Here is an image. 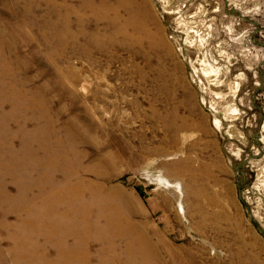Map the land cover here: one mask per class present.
Masks as SVG:
<instances>
[{
	"label": "rangeland",
	"instance_id": "obj_1",
	"mask_svg": "<svg viewBox=\"0 0 264 264\" xmlns=\"http://www.w3.org/2000/svg\"><path fill=\"white\" fill-rule=\"evenodd\" d=\"M83 1L0 0V35L8 40L0 45V79L15 70L28 88L44 86L57 139L67 122L95 128L101 150L92 141L76 148L88 169L108 150V173L79 177L114 188L125 236L111 234L106 211L89 196V218L80 223L81 210L49 192L48 182L39 189L25 148L38 156L49 150L32 137L45 122L0 99V264H125L128 239L151 242L161 264H264V45L257 43H264V0H239V18L222 0L213 10V0H132L136 25L101 48L84 41L109 31L106 22L87 8L78 18L70 12L78 42L49 60L47 21L63 23L57 14ZM118 14L121 24L127 20L123 7ZM55 79L65 81L63 90ZM54 172V181L66 180ZM195 204L199 228L190 214Z\"/></svg>",
	"mask_w": 264,
	"mask_h": 264
},
{
	"label": "bare ground",
	"instance_id": "obj_2",
	"mask_svg": "<svg viewBox=\"0 0 264 264\" xmlns=\"http://www.w3.org/2000/svg\"><path fill=\"white\" fill-rule=\"evenodd\" d=\"M114 1L117 2V4L115 6H113V4H109L106 0H98V2H96V4L94 3L95 2L94 0H84L83 2L80 3L78 8L72 7L70 5L68 7V9L65 10L63 15L57 14V19H60L63 23H61L60 21L59 22L54 21L52 23H49L50 20H48L46 25L49 27L50 32L44 34L43 39H44V44L49 47L48 51H47V57L49 58V60L53 59L55 57L57 58V57H59V55H63L64 54L63 51H65V49H66L65 46L69 40L72 43L78 42L77 33L79 32V29H77V31H75V32H71L69 29L71 26V22H70V18H69L70 12L84 11L86 8L90 9L89 11L92 13L94 21H96V22L97 21H104L109 26V31H107L105 33H101L99 30H96L93 33L88 34L85 37L84 43H89L93 47L101 48L104 44H112L113 42H121L120 35L123 36L126 26L129 24V22L135 21V19L133 18V16L131 15V12L129 10V6L131 7V4H133V1L132 0H114ZM118 7H123L126 10V12L128 13L127 20L124 22L121 20L123 22L122 24L120 23V20H119ZM78 17H79V12L77 14V18ZM133 23H134V25H136V21ZM24 35L25 34L23 33V29L19 28L18 36H24ZM28 39H30V38L28 37ZM7 41L8 40H3L2 35H0V45H6ZM53 42H55V44H53ZM77 49L81 53L84 52V50H85L83 48V46H79V47L75 48V50H77ZM0 50H1V47H0ZM0 60H4L1 53H0ZM50 63L52 65H56V63L54 61H52V62L50 61ZM5 66H8V64ZM210 70H212V69H210ZM208 72H210V71H208ZM2 73H3L2 64L0 63V77L3 75ZM14 73H15V70L13 72L10 71V79H0V99H9L10 100L9 103H11V104L9 107H11L12 112L14 111L17 113H22V112L33 113V114H36V120H35L36 122L38 121V119H40L42 122H45V124H43V126H40L41 130L39 132L33 133L32 137L35 138V141L40 140L41 142L45 143L44 144L45 146L48 145L47 149H49V150H44L43 154L41 156H38L36 153L37 149H35V150L31 149L30 145H29L30 150L28 148H25V150L28 151V152H26L25 156L28 159L33 157L32 159L36 160L35 166H32L31 165L32 163L29 165L31 168H30V171L27 170L28 171L27 173L31 174V175H33L34 172L39 173V177H37V178H39V180H41V181H39V180L36 181V183L40 187H42L39 189L45 190L44 189L45 185L48 182L49 183L48 188L52 187V191H49V192H52L55 194L61 193V197L63 198L64 203L67 206L68 205L75 206V208H77V210H81V213L80 214L78 213L79 214L78 218L74 219L75 222H77V220H79L80 223L81 222L86 223L87 219L89 218L88 209H89V206L91 204L87 203L85 201V198H87V196H89L92 200L94 199L96 202L98 201V204H100L102 209L104 211H106L104 219H106L107 223L109 222V224L113 227V232L111 234H113V236L115 235V238L125 236V232H126L124 230L125 227L123 225H121V223H119L117 217L115 218V213H116L115 210H116L117 206H116V203H115L116 207L113 206V204H114V201L116 202V200L117 201H120V200L117 199L114 188L111 186L102 185V184H100L96 181L90 180V179H88V181H86V179L84 177H79L80 174L81 173L83 174L84 172H90L92 174H95L97 177H105L106 174L108 173L107 169L105 167V165L106 164L109 165L108 163H110V161H111V159H110L111 153L108 150H106V152H97L96 153V155H97L96 159L97 160L92 165V168L90 167L88 169V168L84 167L82 159H81L83 152H81L80 150H78L76 148L77 144H79V141L82 143H87L89 141H92V142H95V144L98 146V150H101V147H103L102 143L99 142V139L96 136V133L92 134L90 131V128H94V127H91L90 125H88V129H87L86 125H85V121H83L81 123H75V122H73V123L67 122L66 123L65 122L66 125L63 126V132L61 133V137L57 139V134H55V129L53 127L54 126L53 121L48 120L46 118L47 110H50L51 104L49 101L50 99L48 100L45 97L46 92L44 93V91H45L44 86L39 85L36 88L35 87L34 88H28L27 84L31 83V81L29 79H16L14 77V75H15ZM55 81H56V85L59 87L58 89L63 90L62 86L65 84L64 83L65 81H63V79H62V81L60 79H55ZM219 83H221V82H219ZM236 87H234V90H236ZM80 88L83 92L86 93V90H87L86 84H81ZM231 92H233V91H231ZM53 93H51V94H53ZM22 119L25 120L24 118H22ZM22 119H20V120L23 122ZM29 121H31V120H29ZM18 123H20V122H18ZM214 125L217 128H219L221 125V121L219 119L215 118L214 119ZM22 126H24V122L22 123ZM39 133H41L42 136L46 135L45 139H41L40 137H38L37 134H39ZM49 144H50V146H49ZM23 153H24V151H23ZM47 154L49 156H46ZM32 159H30V161ZM35 168L39 169L40 171H36ZM56 169H58L60 171L61 175L66 179L65 181L60 182V183H59V181H54L55 179L53 178L52 174H55L54 171ZM174 169H175V172L177 173V171H176L177 168H174ZM109 173H110V171H109ZM17 174H18V172H17ZM51 181H54V182H51ZM25 185H27V184L22 183V186L25 187ZM55 210H56V208H55ZM195 210H196V204L191 207V213L190 214H191V216H193V219H195L193 226L195 228H199L202 225L201 223H203L204 219L198 218L197 217L198 216V214H197L198 210L197 211H195ZM109 211H110V214H109ZM111 213H113V214H111ZM104 219H103V215L101 213H98V215L95 218V220H97L98 222H101V220H104ZM123 230H124V232H123ZM140 231H141V229H140ZM151 244L152 243L149 241H139L138 242L137 240L128 239L126 241V247L120 251V253L123 255V257H126L125 264H161L160 263V257L158 256V252H155V248L153 247L154 245L152 246ZM250 255H252V254H250ZM116 258L119 259L117 256H116ZM173 260H174V258H173ZM86 261H88V260L86 259ZM120 261H118V262L114 261L113 263L124 264L123 261L122 262H120ZM164 263H166V262H164Z\"/></svg>",
	"mask_w": 264,
	"mask_h": 264
},
{
	"label": "flooded vegetation",
	"instance_id": "obj_3",
	"mask_svg": "<svg viewBox=\"0 0 264 264\" xmlns=\"http://www.w3.org/2000/svg\"><path fill=\"white\" fill-rule=\"evenodd\" d=\"M224 3V7L225 9L228 11L229 15H236V17L239 18V0H237V6H235L234 4H231V2L229 0H222ZM214 3H218V1L213 0L212 2L209 3V9L213 10L214 9ZM255 25H257V23H255ZM259 26V25H258ZM260 27V26H259ZM254 36H252L253 38ZM254 39V38H253ZM258 44H263L260 40L257 41Z\"/></svg>",
	"mask_w": 264,
	"mask_h": 264
}]
</instances>
